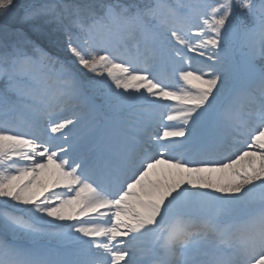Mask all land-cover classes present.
Returning <instances> with one entry per match:
<instances>
[{
  "label": "snow or ice",
  "instance_id": "snow-or-ice-1",
  "mask_svg": "<svg viewBox=\"0 0 264 264\" xmlns=\"http://www.w3.org/2000/svg\"><path fill=\"white\" fill-rule=\"evenodd\" d=\"M0 21V264H264V0Z\"/></svg>",
  "mask_w": 264,
  "mask_h": 264
},
{
  "label": "trees",
  "instance_id": "trees-1",
  "mask_svg": "<svg viewBox=\"0 0 264 264\" xmlns=\"http://www.w3.org/2000/svg\"><path fill=\"white\" fill-rule=\"evenodd\" d=\"M22 15V9H18L17 13H16V18L15 19H10L7 23L9 26H18L20 27V20L19 17ZM4 22L0 21V29H2L4 27ZM23 30L29 35V37L31 39H39V38H43L42 40L39 39L38 41L44 45L46 48H48L50 51L55 52L57 51L58 45L51 43V41L49 40V38L47 37V34L50 32L51 30V26L49 24H47L45 22L44 18H37L36 20H34L32 22L31 25H23L22 26ZM34 29H39L38 31L34 30ZM56 34V33H55ZM58 43H60L61 39H57Z\"/></svg>",
  "mask_w": 264,
  "mask_h": 264
},
{
  "label": "rangeland",
  "instance_id": "rangeland-1",
  "mask_svg": "<svg viewBox=\"0 0 264 264\" xmlns=\"http://www.w3.org/2000/svg\"><path fill=\"white\" fill-rule=\"evenodd\" d=\"M50 2H55V0H19L20 4H35V5H40L43 3H50ZM18 10V9H17ZM56 33V34H55ZM47 37L49 38V40L51 41V43L53 42L56 45H59L58 40L57 39H61L60 42L62 41V37L59 33L55 32L53 30V28H51L50 32L47 34ZM39 39H43V38H39ZM39 39L35 40L33 39L37 44L40 45V47H42L43 49H45V51L49 52L50 54H55V52H50L48 50H46V48H44L41 43L38 41ZM52 43V44H53ZM0 87H3V81H0Z\"/></svg>",
  "mask_w": 264,
  "mask_h": 264
}]
</instances>
